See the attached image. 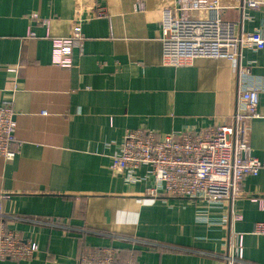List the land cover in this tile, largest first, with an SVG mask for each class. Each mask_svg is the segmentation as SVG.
<instances>
[{"label":"crops","instance_id":"1","mask_svg":"<svg viewBox=\"0 0 264 264\" xmlns=\"http://www.w3.org/2000/svg\"><path fill=\"white\" fill-rule=\"evenodd\" d=\"M220 0L235 31H260L264 5L240 9ZM141 4L143 5L140 8ZM177 0H0V104L12 98L16 156H0V192L7 224L34 237L40 253L0 264H76L95 246L121 248L139 264H225L231 232L244 233L245 259L264 264V169L244 180L231 206L184 196L147 194L154 178L131 182L110 165L127 129L157 134L234 123L238 64L246 87L260 88V117L250 123L251 154L264 160V48L245 47L238 62L196 58L163 63L161 21ZM104 7L106 15L93 10ZM37 13L41 22H31ZM85 36L73 66L52 61L51 38ZM34 35H29V32ZM13 67L9 71L8 68ZM45 112V113H44ZM40 222V223H39ZM68 226V228L65 227Z\"/></svg>","mask_w":264,"mask_h":264},{"label":"built area","instance_id":"2","mask_svg":"<svg viewBox=\"0 0 264 264\" xmlns=\"http://www.w3.org/2000/svg\"><path fill=\"white\" fill-rule=\"evenodd\" d=\"M263 5L264 0H242L238 7L260 9ZM223 9L220 0H177L176 6L165 9L161 21L163 63L178 66L196 58L238 62L245 47L264 48V36L260 31L237 33L235 24L223 18ZM93 14L102 17L107 13L104 7L98 6ZM30 19L31 22L42 21L37 13L30 14ZM80 21L72 36L51 38L54 64L65 68L73 66V51L81 48L85 40ZM29 35L34 33L31 31ZM249 73L248 67L238 64L240 91L232 125L189 127L163 135L145 128L127 129L120 153L110 165L111 170L125 171L126 179L134 182L143 177L139 171L145 169V174L154 178V186L147 191L153 198L184 196L229 204L234 219H241L232 207L244 196V180L264 169V160L251 154L250 123L260 117V88L245 86ZM16 130L14 100L5 99L0 104V156L6 160L16 156L13 148ZM7 198L9 194L0 192V260L35 258L40 253L36 239L23 237L20 231L7 224L3 207ZM253 233L264 234V222H256ZM221 258L225 264H252L245 259L244 233L231 232ZM76 264L139 263L133 256L121 259L118 247L106 245L83 251L77 256Z\"/></svg>","mask_w":264,"mask_h":264},{"label":"trees","instance_id":"3","mask_svg":"<svg viewBox=\"0 0 264 264\" xmlns=\"http://www.w3.org/2000/svg\"><path fill=\"white\" fill-rule=\"evenodd\" d=\"M119 248V247H118ZM119 250H121V248H119Z\"/></svg>","mask_w":264,"mask_h":264}]
</instances>
